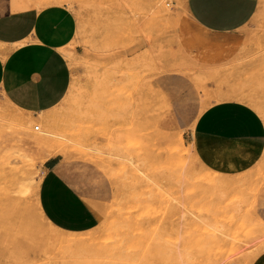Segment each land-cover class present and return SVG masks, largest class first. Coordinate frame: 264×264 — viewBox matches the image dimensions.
<instances>
[{
  "label": "rangeland",
  "instance_id": "1",
  "mask_svg": "<svg viewBox=\"0 0 264 264\" xmlns=\"http://www.w3.org/2000/svg\"><path fill=\"white\" fill-rule=\"evenodd\" d=\"M147 1L62 4L76 17V39L48 64L23 103L32 133L46 139L32 145L14 126L0 132V160L9 152L32 154L29 166L19 165L32 185H39L41 154L49 148L59 152L78 184L95 188L109 206L95 228L66 236L83 238L81 244H54L45 264H242L245 241L262 245L253 240L252 219L255 214L264 222V150L253 154L251 146L217 145L200 151L195 167L184 169L140 139L138 116L151 100L142 84L148 68L176 65L163 72L170 71L169 84L178 89L177 64L184 61L169 21L181 1L161 0L167 14L152 17L143 10ZM256 1L231 79H240L238 73L260 78L264 100V0ZM77 46L92 53L93 61L78 56ZM210 82L203 87L210 89ZM0 106L9 108L1 98ZM179 134L188 149L195 136ZM69 251L81 255L73 258ZM0 264H19L4 230Z\"/></svg>",
  "mask_w": 264,
  "mask_h": 264
},
{
  "label": "crops",
  "instance_id": "2",
  "mask_svg": "<svg viewBox=\"0 0 264 264\" xmlns=\"http://www.w3.org/2000/svg\"><path fill=\"white\" fill-rule=\"evenodd\" d=\"M257 7L256 0H187L179 10L174 42L194 63L217 69V76L210 82L212 96L242 93L263 108V84L249 90L231 79ZM76 33V17L64 5L0 0V98L14 105L24 102L48 64L74 42ZM75 52L92 59V53L78 46ZM220 78L225 83H220ZM177 90L182 93L179 98L144 110V118L154 128L170 133L188 130L218 146H251L253 154L264 150V117L254 104L221 99L203 108L205 91L200 97L195 93L184 96L188 90L181 86ZM66 171L61 156L47 160L39 178L38 198H14L10 231L22 262L39 254L50 227L82 233L95 228L107 216V202L84 189Z\"/></svg>",
  "mask_w": 264,
  "mask_h": 264
},
{
  "label": "bare ground",
  "instance_id": "3",
  "mask_svg": "<svg viewBox=\"0 0 264 264\" xmlns=\"http://www.w3.org/2000/svg\"><path fill=\"white\" fill-rule=\"evenodd\" d=\"M43 6L50 5H62V4H70L71 0H38ZM181 5H185L187 0H180ZM148 17H152V15L159 13L160 15H166L167 12L161 5V0H148L146 2L145 8ZM180 12L179 10H175L171 16H169L170 25L173 27L174 38L176 40V29L179 21ZM176 43V41H175ZM178 54L183 57V63L177 64L181 71V75L176 79L178 86L187 88L188 91L195 90V95L203 97V108H206L208 104L213 101L221 100V99H242L246 100L251 104L256 106L264 117V110L262 107H257V102L254 98L249 97L248 95L240 94H222L219 98L212 96L210 90L207 87H203V83L211 78L216 77L217 69H208L202 68V66L194 63L189 58L184 56V53L181 51L180 47L176 43ZM86 62H92L88 58H83ZM172 68L173 66H159L158 64H152L150 66L146 79L142 81L144 85L143 93L148 97H150V102L144 106V109L139 113L138 119L141 123V128H138V133L140 135V139L143 142L145 147L160 149L162 155L166 156L165 160L169 164H178L183 166L185 169H192L196 165L197 158L199 156L200 151H206L208 149L216 148V144H212L207 142L206 140L200 139L197 135L195 136V140L192 142L191 146L188 149L184 148V144L182 138L180 136V132L170 133L158 130L154 128L143 116L144 110L159 105L161 103H165L171 99L179 98L182 93L178 91L176 88H173L172 83H170V71L163 72L165 69ZM176 68V65L175 67ZM241 78L239 80V84H244V87L249 90L257 88L261 84V79L256 77L255 75H243L238 73ZM240 80L244 82H240ZM144 82V83H143ZM238 87V86H237ZM243 92V90H241ZM201 93V95H200ZM258 97V96H257ZM27 99V98H26ZM26 100H24L25 102ZM24 102L18 105H14L12 103L7 102L9 108H4L0 106V132L9 128L10 126H14L19 132L21 136H24L29 144H39L40 142L45 141V136L43 134L37 135L32 133L31 121L26 119L27 112L25 110ZM35 129H38V126H34ZM44 130L47 129V125L44 126ZM215 146V147H214ZM59 152H52L49 148L44 151L41 155L42 161L46 162L47 160L59 156ZM32 154L29 152L28 155L21 153L20 156L14 155L11 152L5 156L2 160H0V238L2 234V230H4L7 235L8 243L10 249L12 251L13 257L19 264H45L44 261L48 259L51 248L54 244L61 243L65 244L68 247L75 244H81L83 242V238L66 237L68 235H73L76 233L66 232L59 230L54 227H50L48 232V237L46 243L42 250L39 252L37 256L33 259L22 262L18 257L16 248L14 247L11 231H10V222H9V214L10 209L13 207L14 198L19 197V199L25 197H33L38 198V186L32 185V183L28 182L23 175L22 167L19 165H28L33 161ZM64 164V161H63ZM63 167V166H62ZM64 170V169H63ZM67 173V171H66ZM69 174V173H68ZM77 182V180H76ZM91 193L98 192L95 188H90ZM95 195V194H94ZM254 196V193L252 194ZM262 217V216H260ZM255 221V227H253L252 235L255 244L262 243L261 246L250 244L252 241H245L246 244L242 246V250L246 252H242L241 254H245L243 257L242 264H264V222L260 220L258 216L254 214L252 219ZM73 258H77L78 253L70 252Z\"/></svg>",
  "mask_w": 264,
  "mask_h": 264
}]
</instances>
